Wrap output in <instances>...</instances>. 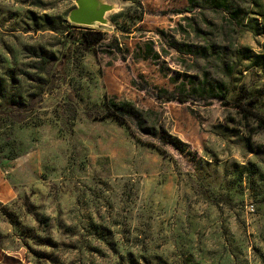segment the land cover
I'll use <instances>...</instances> for the list:
<instances>
[{
  "label": "rangeland",
  "instance_id": "374dc122",
  "mask_svg": "<svg viewBox=\"0 0 264 264\" xmlns=\"http://www.w3.org/2000/svg\"><path fill=\"white\" fill-rule=\"evenodd\" d=\"M75 1L0 0V167L13 190L0 202V254L264 264V129L234 107L264 116V0H230L229 12L207 0L190 12L188 0H98L111 6L106 22L73 28ZM74 29L103 40L84 50L70 44ZM218 87L224 100L210 98ZM39 94L25 119L10 116ZM111 98L156 136L86 116Z\"/></svg>",
  "mask_w": 264,
  "mask_h": 264
},
{
  "label": "trees",
  "instance_id": "16d2710c",
  "mask_svg": "<svg viewBox=\"0 0 264 264\" xmlns=\"http://www.w3.org/2000/svg\"><path fill=\"white\" fill-rule=\"evenodd\" d=\"M190 5L187 9H184L183 12H190L194 8L199 7L198 4H195L193 0H188ZM216 8H219L225 12H229L230 10V0H207ZM236 13V11H235ZM234 13V14H235ZM73 28H78L76 26H72ZM103 40V34L99 31H78L76 29L70 34V44L77 43V46L85 49H88L96 44L100 43ZM172 48H174L178 53L181 49L178 48L177 44L172 42ZM193 46L187 45L185 51L188 53L192 52ZM120 52L118 46H108L106 52L108 54H112L113 52ZM152 53L151 50L148 51L147 55ZM156 56V54H154ZM211 99L224 100L225 94L221 87L211 88ZM156 99H161L163 102H178L185 103L186 99L176 96L173 92H169L167 90H158L155 93ZM246 98V97H244ZM41 101V94L37 96V98L32 97L25 106H20V104L11 105L8 109L10 116L14 118L16 121H22L26 118V115L32 111L35 107V104ZM241 102L234 104V107L242 110L245 118L252 119L256 123V127L259 129H264V116L258 114L255 110H253L250 103H246L242 105ZM88 118H105L107 116H112L119 123H127L135 126L142 134H145L150 137H155L156 133L154 129L144 128L142 127L141 118L139 115V111L136 110L132 103L127 101H116L113 98L108 99L105 102V111L103 113L92 114L90 112L86 113ZM99 116V117H97ZM162 143H169L168 141L162 140Z\"/></svg>",
  "mask_w": 264,
  "mask_h": 264
},
{
  "label": "water",
  "instance_id": "95a60500",
  "mask_svg": "<svg viewBox=\"0 0 264 264\" xmlns=\"http://www.w3.org/2000/svg\"><path fill=\"white\" fill-rule=\"evenodd\" d=\"M75 5L68 15V21L75 26L104 24V16L111 10V6L100 4L98 0H76Z\"/></svg>",
  "mask_w": 264,
  "mask_h": 264
},
{
  "label": "crops",
  "instance_id": "0c3cea01",
  "mask_svg": "<svg viewBox=\"0 0 264 264\" xmlns=\"http://www.w3.org/2000/svg\"><path fill=\"white\" fill-rule=\"evenodd\" d=\"M5 175H7V172L0 167V202L9 201L13 196L11 183ZM0 252L3 251L0 249ZM0 264H9L2 254H0Z\"/></svg>",
  "mask_w": 264,
  "mask_h": 264
}]
</instances>
